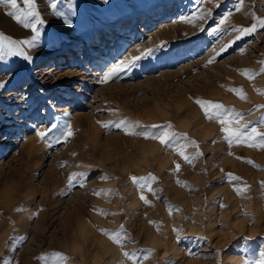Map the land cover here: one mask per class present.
I'll return each instance as SVG.
<instances>
[{"label":"rangeland","instance_id":"1","mask_svg":"<svg viewBox=\"0 0 264 264\" xmlns=\"http://www.w3.org/2000/svg\"><path fill=\"white\" fill-rule=\"evenodd\" d=\"M17 4L0 0V264H261L264 136L229 143L196 101L264 134V0Z\"/></svg>","mask_w":264,"mask_h":264},{"label":"snow or ice","instance_id":"2","mask_svg":"<svg viewBox=\"0 0 264 264\" xmlns=\"http://www.w3.org/2000/svg\"><path fill=\"white\" fill-rule=\"evenodd\" d=\"M4 3L8 4L11 6V8L13 10L18 8V4H17V0H3ZM25 3L28 4L29 8H32V5L34 3V0H25ZM239 10V9H237ZM28 16H37V13L33 12V11H29L27 13ZM18 21L21 20V16L17 15L15 17ZM228 17L225 16L223 19H221L220 24H223L224 21L227 19ZM35 23H42V21H40L39 19L36 20ZM35 23L34 24H25L26 27H32L33 30L35 31ZM262 24H264V21L261 22ZM256 29V25L253 24L250 28H241L239 29V31L241 32V34L247 35L252 31H255ZM218 29L214 28L212 29V31H217ZM0 39H3V37H0ZM36 37H33V40H35ZM237 39H239V36L237 37ZM23 43L25 44H31V41H23ZM3 45H0V51H2L3 49ZM8 47L11 48H16L17 47V42L15 41H8ZM230 47L229 45H226L225 47L221 48L220 51L224 52L227 50V48ZM17 51H19V49L17 48ZM151 49L145 50V52H143L141 55L138 56H132L130 59H122L119 62H117L113 67H111L110 69H108L105 73H104V77L103 79L100 81L101 83L106 82L107 80L111 79L112 77L118 75L119 73H121L122 71H126L128 70L130 67H133L135 65V63L142 59L144 55H150L151 54ZM20 55H24V53L21 51L19 52ZM212 61L210 60L209 63H211ZM261 71H264V69H261ZM247 74V72H246ZM233 91H238L239 94L241 95V98H245L242 91L240 90H236L233 89ZM197 104L200 105V107L204 110V115L206 116V118L208 119H213L216 118L217 120H219V122L222 125L221 130L225 133L224 139L228 140L229 143L236 141V142H240L242 138L247 139V140H251L252 138H254L255 136H264V134L261 133H257L255 128L251 129L250 133H246V132H242L237 128H232L230 125L232 123H238V120L236 119V116H238L239 114H235L234 116L229 117L228 115H226L227 110L224 108V106L220 103H214L212 101H206V100H197L196 101ZM264 107V106H262ZM123 121H121L120 123L116 124L115 126L117 128L121 127L123 125ZM227 124L229 126L225 127L224 125ZM104 127H107V124L103 125ZM53 127H55V125H53ZM153 127H157L156 125H153ZM168 127H171V125H168ZM246 127V126H245ZM71 128L69 127L67 133L64 134L65 138L69 135H71ZM142 135L148 136L150 135L149 133H141ZM38 136H40L42 139L47 135L46 132H38L37 133ZM155 139H159L160 142L162 144H167L169 142V133L167 131L161 133L160 135L153 137ZM194 143V142H193ZM250 146H260V147H264V140L261 141V143L259 145H250ZM180 154L183 156L184 153L181 151ZM185 160H188L187 156H184ZM251 162V161H250ZM179 167V165H177V168ZM82 175V174H80ZM77 174L73 173L72 175L69 176L68 178V183L69 185H71L73 183V181L76 179ZM233 179H236V177H232ZM133 181H136L137 178L136 177H132ZM151 190V189H150ZM237 191H240V189H237ZM141 199L145 201V203H148L147 199L142 195ZM107 231V230H104ZM113 239L115 240V242L119 243V237H113ZM125 255H128L127 253H125ZM261 264H264V261L261 262Z\"/></svg>","mask_w":264,"mask_h":264},{"label":"bare ground","instance_id":"3","mask_svg":"<svg viewBox=\"0 0 264 264\" xmlns=\"http://www.w3.org/2000/svg\"><path fill=\"white\" fill-rule=\"evenodd\" d=\"M3 15H4V14H3ZM2 25H3V24L0 23V26H2ZM67 32H68V31H67ZM102 39H103V38H102ZM105 43H106V41H105L101 46L94 47V49H96V51H102L103 48H104L103 46H104ZM106 48H108V47H106ZM103 58H105V57H99V58H98L99 61L96 62L95 65H97L98 67L102 66V65L104 64V62H106V60L103 59ZM106 59H107V58H106ZM76 60H77V59H76ZM72 61H73V60H72ZM92 61H93V60H91L90 63H91ZM77 62H78V61H77ZM67 64H68V63H67ZM69 64H70V62H69ZM46 70H47V69H46ZM41 71H44V70H41ZM48 74H49V73H48ZM48 74H47V75H48ZM68 74H69V73H68ZM71 74H72V73H71ZM69 76H70V74H69ZM71 77H72V76H71ZM55 80L57 81L58 79L56 78ZM58 81H59V80H58ZM30 86H31V85H30ZM5 128H7V127H5ZM8 129L10 130L9 127H8ZM9 130H8V131H9ZM8 131H7V132H8ZM10 134H12V133L10 132ZM8 138H9V137H7L6 139H8Z\"/></svg>","mask_w":264,"mask_h":264}]
</instances>
